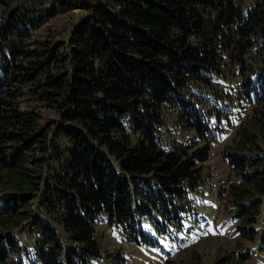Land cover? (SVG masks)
Here are the masks:
<instances>
[{"label": "trees", "instance_id": "obj_1", "mask_svg": "<svg viewBox=\"0 0 264 264\" xmlns=\"http://www.w3.org/2000/svg\"><path fill=\"white\" fill-rule=\"evenodd\" d=\"M9 6L0 21L1 263L91 264L101 219L158 246L183 223L186 192L230 115L217 196L239 239L264 247V0H0V11ZM73 9L86 15L63 36L33 37ZM26 225L33 261L14 233ZM241 257L229 263L246 264L250 250Z\"/></svg>", "mask_w": 264, "mask_h": 264}, {"label": "rangeland", "instance_id": "obj_2", "mask_svg": "<svg viewBox=\"0 0 264 264\" xmlns=\"http://www.w3.org/2000/svg\"><path fill=\"white\" fill-rule=\"evenodd\" d=\"M6 8L7 11H0V21L12 7ZM85 15L86 12L80 9L55 15L34 31L33 37L38 40L57 39ZM47 115L51 116V112L45 111ZM231 118L230 115L228 119L221 120L224 129H216L211 153L199 171L200 181L186 192V199L182 203L184 211H181L183 223L174 230L175 240L160 235L157 236L158 246L137 244L126 239V232L121 226L109 225L105 219H101L95 223V236L101 245V256L92 259L91 264H163L165 260L175 264H232L229 260H242L241 254L248 250L251 257L246 264H264V247L260 248L259 238L252 243L239 239L235 231L234 215L226 211L224 201L217 196L220 187L226 184L229 172L221 152L223 144L228 141V137H225L236 127L235 120L229 124ZM211 122L217 125L214 119ZM166 128L172 129V132L179 131V126L172 122ZM263 224L264 212L257 224L259 232L264 234ZM143 225L147 229L146 233H152L149 222L145 221ZM27 232L28 225L14 233L21 247V256L26 258L28 255L30 259L23 261H33L39 248Z\"/></svg>", "mask_w": 264, "mask_h": 264}]
</instances>
